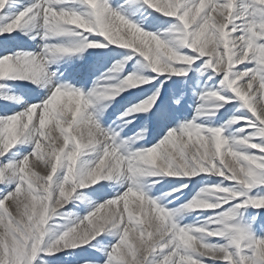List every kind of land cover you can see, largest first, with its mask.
Listing matches in <instances>:
<instances>
[{"label": "snow or ice", "instance_id": "snow-or-ice-1", "mask_svg": "<svg viewBox=\"0 0 264 264\" xmlns=\"http://www.w3.org/2000/svg\"><path fill=\"white\" fill-rule=\"evenodd\" d=\"M69 3H79L84 10L64 6ZM9 4L10 0H0V13ZM124 4L174 18L164 30L171 35L145 30L121 11L123 4L113 6L110 0H32L0 24V81L39 84L50 59L109 44L134 49L143 57V67L156 74L132 72L113 83L111 75L102 73L87 90L70 82L53 84L39 102L0 115V264H49L45 255L89 245L113 230L115 242L97 248L104 256L82 264H264V235L257 232H264V212L259 211L264 209V0ZM37 23L50 42L40 52L12 51L11 34ZM63 37L79 39H57ZM130 59L117 61L108 73L121 72ZM208 69L217 77L213 87L201 93L202 100L217 101L209 114L236 99L251 112L226 122L245 121L238 138H227L224 127L196 122L209 106L197 105L191 120L180 119L163 100L161 89L169 86L165 82L173 75L186 78L183 86L191 79L189 72L203 74ZM152 81L157 84L151 95L118 118L126 125L132 122L126 118L147 114L133 137L123 138L102 124L105 101ZM172 101L180 103L174 95ZM152 119L158 124L156 135L173 120L176 125L154 145L134 147L149 134ZM93 153L92 159H85ZM199 174L222 179L202 184L176 208L162 201L188 188L187 183L156 197L142 181L157 175ZM121 175L127 187L107 193L110 185L103 182ZM89 192L99 193V202H93ZM73 199L87 200L91 210L49 235L48 222ZM249 207L257 211L246 219ZM190 210L208 214L197 224L182 225L174 219Z\"/></svg>", "mask_w": 264, "mask_h": 264}, {"label": "rangeland", "instance_id": "rangeland-1", "mask_svg": "<svg viewBox=\"0 0 264 264\" xmlns=\"http://www.w3.org/2000/svg\"><path fill=\"white\" fill-rule=\"evenodd\" d=\"M31 2L32 0H10L9 6L3 13H0V24L6 23L16 11H19L23 6ZM110 3L113 6L123 4L121 11L129 16L130 19H133L134 22L145 28V30L159 32L162 35H171L166 34L164 30L174 22V18L164 17L158 12L149 15V12H152L151 9H149L148 12H145L138 4L129 6L128 4H124V0H110ZM64 6L76 10H84V6L79 3H69ZM154 17H159V20L154 19ZM93 35L98 36L99 34ZM11 36L14 38L11 41L12 51L40 52L43 45L46 42H50L52 39L49 38L46 40L43 37V28L40 27L38 23L35 26L30 25L27 28L17 30L13 32ZM0 39H2V37H0ZM57 39L62 42H67L78 40L79 37H63ZM126 56H131L132 59L125 63L121 72L108 73V69L112 68L117 61L123 60ZM143 63V57L138 53H135L134 49H126L122 46L111 44L104 48H88L79 53L50 59L46 69L47 74L41 77L39 84L33 83L30 80L21 79L5 78L0 81V83L7 85V87L0 88V115L12 114L13 112L22 110V108L27 105L39 102L48 95L49 89L53 84L70 82L77 87L87 90L92 87L93 82L102 73L111 75L114 78L111 81L113 83L118 82L122 77H125L132 72H141L145 76L156 75L155 73H152L150 69L144 68ZM188 75L191 79L188 80L187 84H183L182 86V82L186 79L185 77L173 75L171 80L165 82L169 86L161 89L163 100L168 104L171 112L180 119L191 120L196 115L197 105L204 104L209 107H206L204 113L197 117L196 122L201 123L204 126L224 127L223 134L227 138H238L243 135L239 129L245 121L241 120L234 124L226 123L234 115H251L249 109L241 106L242 101L236 99L231 103H226L224 107L216 110L215 115H210L209 113L213 111V108L210 106L217 103V101L215 98L211 100H202L201 93L213 87V81L217 80V77L212 76L211 69L203 71V74H201V72L192 71L189 72ZM209 76H212V79H209ZM172 81H177V83L173 85ZM156 84L157 81H152L150 84L128 88L114 99L105 101L104 103H107L108 107L104 109L100 115L102 124L105 127L111 126L116 129L120 132V136L123 138L133 137L134 134L144 126L147 114L145 112H140L134 114L133 117L126 118L132 121L126 125L118 118L128 107L151 95L152 91L155 90L153 85ZM225 93L228 95H234L230 92V89H225ZM173 95L180 99L179 104L173 103ZM11 96H15L17 99L6 98ZM209 122H211V124H209ZM175 125L176 121L173 120L167 125V127L159 130V135H156L155 133L158 129V124L154 119L149 120V134L146 135L143 140H136L134 142V147H140L142 145L147 147L154 145ZM93 156L94 153L85 157V159H92ZM221 179L222 178L217 175L207 174H199L192 178L157 175L154 177H144L142 178V181L146 188L149 189V194L156 197L171 192L173 188L178 187L182 183H187L188 188L183 189L182 192L179 193L174 192L162 201L167 207L176 208L190 200L202 184H215ZM153 181H158V183L153 184ZM103 183L110 185V187L106 189V192L112 195H114L117 190L123 191L124 187H127V181L123 175H121L118 180L114 176L112 180L104 181ZM121 185H123V187H121ZM0 187H3V185H0ZM89 196L93 202H99L100 200L99 193L89 192ZM104 198L106 199L107 196ZM89 210H91V205L87 200L78 201L73 199L62 209H59L58 214L50 219L47 225L49 235H55L63 231L67 226H70L72 222L76 221L77 218L86 215ZM256 211L255 208L249 207L244 213L245 218L250 219ZM259 211L264 212V209H260ZM207 214V210H190L179 214L174 219L182 225L197 224L202 223ZM257 232L258 234L264 235V232H260L259 228H257ZM114 233L115 230H113L112 233L106 232L102 234V236L93 240L89 245L77 247L75 249H65L63 252H58L54 256L45 255L44 258L49 261V264H82L85 260L102 258L104 253L98 252L97 248H104L108 244L115 242L116 236ZM92 245H95L96 247H93Z\"/></svg>", "mask_w": 264, "mask_h": 264}]
</instances>
